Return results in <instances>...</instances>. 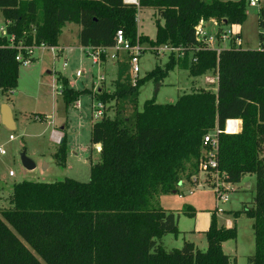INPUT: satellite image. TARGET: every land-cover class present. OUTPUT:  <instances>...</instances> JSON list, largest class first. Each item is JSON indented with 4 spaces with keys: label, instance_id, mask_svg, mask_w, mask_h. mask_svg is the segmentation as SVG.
Masks as SVG:
<instances>
[{
    "label": "trees",
    "instance_id": "obj_1",
    "mask_svg": "<svg viewBox=\"0 0 264 264\" xmlns=\"http://www.w3.org/2000/svg\"><path fill=\"white\" fill-rule=\"evenodd\" d=\"M249 0H139L128 6L123 0H0L5 35H0V89L18 86L20 57L35 62V50L57 49L67 24L80 27L79 46L110 49L118 31L126 41L145 47L181 49L183 57L168 55L164 68L157 66L135 82L131 57L117 55L113 92L96 93L68 88L61 76L62 98L67 107L82 94L95 96L104 115L92 125L91 144L100 145L101 162L91 167L90 182H21L14 185L10 208L0 212V264H236L223 244L238 237L235 227L218 226L216 216L205 233L207 250L184 242L181 249L167 250L161 240L179 234L180 214L156 208L152 201L177 192L183 179L198 178L207 149L204 137L224 130L228 120H241V132L218 136V170L232 185L255 176L254 206L241 215L253 221L255 254L248 264H264V5L260 7L259 50L208 48L196 29L216 21L242 26ZM155 12L154 39L139 35L138 12ZM13 41L11 42V40ZM234 45V46H233ZM146 48V47H145ZM107 58L101 55V63ZM195 60V61H194ZM176 68L192 78L211 73L218 77L216 92L197 90L183 94L176 103L146 101L139 110L141 88L161 84ZM113 106L114 116L107 113ZM65 141L56 154L64 165ZM191 209V210H189ZM185 215L195 216L187 207Z\"/></svg>",
    "mask_w": 264,
    "mask_h": 264
},
{
    "label": "rangeland",
    "instance_id": "obj_2",
    "mask_svg": "<svg viewBox=\"0 0 264 264\" xmlns=\"http://www.w3.org/2000/svg\"><path fill=\"white\" fill-rule=\"evenodd\" d=\"M202 1L211 3L214 0ZM263 5L264 0H261L258 8L247 6V19L241 26L242 32L239 36L241 42L235 44L234 48L244 51L259 50L261 30L258 19L260 7ZM154 14L150 9L139 10V35L155 38L157 17ZM4 27L5 20L0 11V29ZM222 29L229 31L231 27L224 26ZM206 31L213 36L218 29L209 24L206 25ZM232 31L238 33V28L232 27ZM79 32L78 25L67 24L59 38L61 48L56 51L46 47L35 50V62L19 66L17 89L12 93L0 89V148L5 152L4 155L0 154V212L10 208L9 199L16 184L25 181L55 183L66 179L88 183L91 167L101 162L100 148L91 144L92 125L101 120L96 119V109L100 102L95 96L82 94L77 103L67 107L62 98L63 87L62 83L58 82V77L64 78L68 88L75 91H80V83L89 92L96 93L99 88L105 87L107 92L111 93L114 90L113 82L117 77L118 66L115 61L110 60L95 65L91 57L79 46ZM217 44V41L213 42L214 49L231 48L228 43L219 46ZM145 47L144 54L140 57V78L157 66L164 68L168 62V55H157L151 46ZM65 64L67 67H64ZM79 72L81 77L76 79ZM213 78L215 76L211 73L192 78L188 71L176 68L161 84L148 82L141 88L139 110H142L146 101L153 99L157 104L166 105L176 103L183 94L193 91L216 92L215 83L208 81ZM3 104L12 110L16 123L14 130H8L2 125ZM107 108V113L113 117V106ZM11 137L13 139H10ZM63 141L66 158L64 165H59L56 154ZM23 155L35 164V169H25L21 159ZM212 180L211 174L200 171L198 178H192L191 181L183 179L176 193L160 196L152 201L156 208L171 209L180 214L179 234L163 237L161 245L167 250H174L181 249L184 242H190L201 251L207 250L205 233L210 227L214 213L218 226L228 228L230 221L237 230V239L223 244L224 253L236 260V264H248V258L255 254L253 221L244 215L235 218L234 214L241 212L245 206H254L256 178L246 176L240 184L232 185V191L227 193V203H223L210 187ZM189 206L196 210V218L184 214ZM205 217H208V226L204 221Z\"/></svg>",
    "mask_w": 264,
    "mask_h": 264
},
{
    "label": "built area",
    "instance_id": "obj_3",
    "mask_svg": "<svg viewBox=\"0 0 264 264\" xmlns=\"http://www.w3.org/2000/svg\"><path fill=\"white\" fill-rule=\"evenodd\" d=\"M123 3L128 6H139V0H123ZM261 3V0H249V7L250 8H258ZM10 23H5V27L0 29V35H5L6 33V26H8ZM213 25L218 29V32L215 35H211L206 31V25ZM219 24L216 21H210L209 23L201 24L197 29L196 33L200 40L204 42V45H206L208 48H213V42L217 41V46L219 44H239L241 42L239 34L235 33L232 30L224 31L223 29L219 31ZM13 39L11 40V42ZM45 48V47H44ZM54 49V48H52ZM218 52L221 51V49L217 48L214 49ZM56 51V49H55ZM89 57H91L93 63L95 65H98L101 63V55H105L107 58L111 59L112 61H115L117 59V55L121 53H127L131 57V70L133 75V80L135 82L136 78L140 74V57L144 54V48L140 44L139 41L133 46L128 41H126L124 34L122 31H118L115 38V46L110 49H85L84 50ZM175 54L177 58L183 57L184 53L181 49H175L171 48L169 46H164L160 49H158V54ZM18 62L23 63L24 65H28V61H23L20 57L17 58ZM195 61V60H194ZM64 67H67V64L64 65ZM81 77V73L79 72L77 74V78ZM103 80V79H101ZM212 83L217 84L218 77L215 76L212 80ZM96 119H101L104 115V106L100 103L99 106L96 109ZM242 129V121L241 120H228L225 124V128L223 131L216 129L214 132L210 133L209 135L204 137L203 146L207 149V152L205 154V157L203 161L200 164V171H202L205 174H211L213 176L212 185L209 186L213 188L218 195V198L223 202L227 203L229 200V197L227 193L232 191V184H229L226 182L225 177L226 175L224 173H221L218 170V149H219V141L218 136L222 133L228 134V135H234L241 132ZM10 139H13L12 137ZM0 154L4 155L5 152L2 148H0ZM10 176H12V173H10ZM228 224H230L228 222Z\"/></svg>",
    "mask_w": 264,
    "mask_h": 264
},
{
    "label": "water",
    "instance_id": "obj_4",
    "mask_svg": "<svg viewBox=\"0 0 264 264\" xmlns=\"http://www.w3.org/2000/svg\"><path fill=\"white\" fill-rule=\"evenodd\" d=\"M78 85H79L80 89H83L82 84L79 83ZM2 118H3V125L5 127H7L9 130L13 129V127H12V123H13L12 113L10 112V109L7 106H4V108H3ZM96 146L98 148H100V145H96ZM21 159H22V164L25 167V169H27L29 171L35 169V164L31 160L27 159L25 155H23L21 157Z\"/></svg>",
    "mask_w": 264,
    "mask_h": 264
},
{
    "label": "crops",
    "instance_id": "obj_5",
    "mask_svg": "<svg viewBox=\"0 0 264 264\" xmlns=\"http://www.w3.org/2000/svg\"><path fill=\"white\" fill-rule=\"evenodd\" d=\"M235 27H237L238 28V34H239V36H240V34H241V32H242V29H241V26H235ZM59 48H61L60 46L58 47V49ZM75 78V77H74ZM4 106H7L9 109H10V107L8 106V105H6V104H3L2 105V111H1V122H2V125H3V118H2V112H3V108H4ZM10 112L12 113V110L10 109ZM12 120H13V123H12V127H13V129L12 130H14L15 128H16V123H15V121H14V117H13V113H12ZM4 126V125H3ZM7 128V127H6ZM8 129V128H7ZM9 130V129H8ZM97 147V146H96ZM190 207V206H189ZM192 208V207H191ZM192 209H194V208H192ZM166 210V209H165ZM189 210H191V209H189ZM195 210V209H194ZM167 211H173V210H171V209H167ZM196 211V210H195ZM174 212V211H173ZM193 218H196V212H195V216L193 217ZM179 220H180V218H179ZM204 221L206 222V225L208 226V217H205L204 218ZM230 224H228V228L227 229H231V228H233V224H232V222H230V221H228ZM220 227H223V226H220Z\"/></svg>",
    "mask_w": 264,
    "mask_h": 264
}]
</instances>
